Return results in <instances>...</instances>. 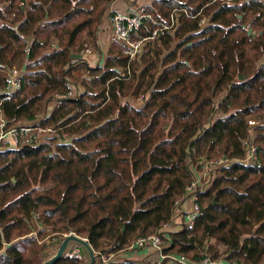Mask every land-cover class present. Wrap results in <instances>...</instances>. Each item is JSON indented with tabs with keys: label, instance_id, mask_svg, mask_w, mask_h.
Listing matches in <instances>:
<instances>
[{
	"label": "trees",
	"instance_id": "obj_1",
	"mask_svg": "<svg viewBox=\"0 0 264 264\" xmlns=\"http://www.w3.org/2000/svg\"><path fill=\"white\" fill-rule=\"evenodd\" d=\"M111 1L0 0V119L54 131L0 143V264H40L49 252L32 232L45 229L107 256L156 233L165 254L192 264H264V0H154L145 12L156 23L144 19L135 37L174 10L177 27L135 60L114 41L90 66L81 55L97 48ZM71 84L83 90L69 96ZM139 96L141 106L128 100ZM251 137L256 159L245 162ZM219 156L192 226L162 231L200 161ZM78 253L54 264H85Z\"/></svg>",
	"mask_w": 264,
	"mask_h": 264
},
{
	"label": "built area",
	"instance_id": "obj_2",
	"mask_svg": "<svg viewBox=\"0 0 264 264\" xmlns=\"http://www.w3.org/2000/svg\"><path fill=\"white\" fill-rule=\"evenodd\" d=\"M179 11H184L185 13H187L186 10L184 9H180ZM177 17H178V11L174 10L173 13L170 15L169 23L160 24V27L155 28L152 31L151 35L149 36L135 37L136 36L135 32L142 26L144 19H150L152 22L156 23V21L152 18V16L144 11H134L130 13H113L109 17L111 37L113 41L123 45V53L127 55L129 60H135L144 51V48L152 40L157 38L159 32H163L165 30H173L177 27L178 25ZM85 52L91 54V51L89 49H86ZM8 81H9L8 90L10 92H14L20 88L19 73L16 70L10 71ZM68 94L70 96L72 94V91H70ZM138 100L144 101V98L139 97ZM29 130L30 127L28 125H22V126L6 129L4 127V120L2 118L0 119V141L2 142L9 141L12 139L13 140L15 139L14 141H17L16 140L17 135L19 134L20 131H29ZM44 130H46L47 132L52 131L49 128H44ZM255 149L256 148L250 144L249 149L247 151V156L245 157V162H253L256 159ZM224 159L220 160V162L223 164L227 161L225 159L226 161L224 162ZM207 173L208 170L204 169L203 176ZM200 177L201 176H199V178ZM199 186H200L199 182L193 179L190 182V184L187 185L186 187L185 194L186 196H189L190 200L192 201V210L187 220L189 227L192 226L195 216L200 212V208L197 203V194L198 192L202 191L204 188L197 189ZM171 224L169 223L163 224L162 228H164V231H167L166 227H169ZM69 232H73V231H69ZM68 233H63L62 236L64 237ZM160 238L161 237L155 233H151L146 236H141L134 239L131 242L129 248H136V249H142L145 247L154 248L155 250H157L159 254V260L156 261L154 264H162V260L164 259L177 262L178 264H192L183 255H177L172 253L165 254L162 251L165 245L162 244ZM94 252L100 263H106L112 257V254H109L107 256L100 251H94ZM198 264H217V263L212 262L209 258L206 257L203 260H201V262Z\"/></svg>",
	"mask_w": 264,
	"mask_h": 264
},
{
	"label": "crops",
	"instance_id": "obj_3",
	"mask_svg": "<svg viewBox=\"0 0 264 264\" xmlns=\"http://www.w3.org/2000/svg\"><path fill=\"white\" fill-rule=\"evenodd\" d=\"M154 0H113L109 3V6L104 13L101 21L99 22L98 28L96 30V42L98 44L97 48L101 53L107 54L111 45L113 44V39L110 34V22L109 17L113 13H130L134 11H145L146 8L153 3ZM84 61L90 66H94L96 62L98 64H103L105 58L103 55L94 56L92 54H84ZM79 74V73H76ZM82 87V86H81ZM83 90V87H82ZM81 90V91H82ZM79 91V92H81ZM78 93V92H77ZM28 125V124H26ZM30 127V126H29ZM30 130L34 132L38 130L37 127H30ZM29 130V131H30ZM179 207V209H178ZM177 207V213H175V219L167 230H176L180 227L182 222L188 220L189 215L192 210V202L189 199H184ZM120 259L122 264H154L159 260V254L157 250L152 247H145L142 249L128 248L121 252L112 254L111 259ZM218 262V263H217ZM217 264H230L224 259L217 261ZM97 264H103L98 262ZM162 264H178L177 262L170 261L167 259L162 260Z\"/></svg>",
	"mask_w": 264,
	"mask_h": 264
},
{
	"label": "rangeland",
	"instance_id": "obj_4",
	"mask_svg": "<svg viewBox=\"0 0 264 264\" xmlns=\"http://www.w3.org/2000/svg\"><path fill=\"white\" fill-rule=\"evenodd\" d=\"M158 27H160V25H158L156 28H158ZM154 40H152L151 42H153ZM95 42H96V40H95ZM96 45L98 46L97 42H96ZM87 48L91 51V54L94 55V56H98L99 57L100 55H103V58H106V56L108 54V52H106L107 54H103V53H101V51H99L98 49L93 48L92 46H88ZM85 51H84V54L87 55L88 53H86ZM81 57L84 58L85 56L82 54ZM97 64L98 63L96 62L93 65H97ZM13 70H15V68L9 70V73H10V71H13ZM70 87H71V91H72V94L70 96H72V97L73 96H76L77 95V92H79V91L82 90V87H81L80 84H77V85L71 84ZM139 97H141V96H139ZM128 100H130L132 103L136 104V106H141L142 103H144V101H140L138 99L137 100H134L133 98H128ZM55 102H56V100H54L51 104H49V107L51 108L55 104ZM41 118H42V115L38 116L37 120L34 121V122H38V120L41 119ZM249 123H250V125H254V124H256V121L249 120ZM30 124H32V123H30ZM28 126H31V125H28ZM4 127H5V125H4ZM34 132H32V130H30V131H20L19 134L17 135V139H16L17 141H14L15 139L14 140L12 139V140H9V141H3V142L0 141V143H2V144L3 143H6L8 146H15L16 144H23V143H32L33 142V139L42 140L43 138H45L47 136H51L54 131L50 132L52 134L48 135V132L46 130L41 129V128L38 127V130H35ZM252 134H253V132L251 133V136H252ZM250 141H251V145L255 147V145L252 142V137H251V140ZM222 159H224V157L219 156V157H211L209 159H205L204 161H202V160L200 161L201 162V165H202V170L199 171V172H197V174L194 176V180H197L199 182V184H200V186L197 189H203V188L205 189L210 184V182L212 180V178L210 176L211 171L213 170V174L215 172L216 173L218 172L217 168L219 167V165L223 164V163L220 162V160H222ZM225 161L226 160L224 159V162ZM204 169L208 170V173L203 176ZM199 176H201V177L199 178ZM186 198L190 200V197L189 196H186ZM179 204H178V206H179ZM178 209H179V207H178ZM177 210H176V213H177ZM174 219H175V217H174ZM174 219H173V221H174ZM169 228H170V226L169 227H166V230L169 229ZM47 231L48 230L45 229V231L42 234V236L38 235L34 231L32 232V234L35 235L36 239L38 240V243H45L46 248H47V250L49 252L46 256L43 257V259H45L46 257L50 256L51 254H53L56 251V249H57V247H58V245H59V243H60V241H61V239L63 237L62 234L69 232V231L68 232H63L60 235H58V233H55V234L54 233H48ZM162 231H164V228H162ZM161 242H162V240H161ZM162 244H163V242H162ZM164 245H167V243H164ZM76 248H78V247L75 246V249ZM79 256L83 258L84 262H86L87 257L84 254V251H82V253L79 254ZM237 264H245V263L240 262V263H237Z\"/></svg>",
	"mask_w": 264,
	"mask_h": 264
},
{
	"label": "water",
	"instance_id": "obj_5",
	"mask_svg": "<svg viewBox=\"0 0 264 264\" xmlns=\"http://www.w3.org/2000/svg\"><path fill=\"white\" fill-rule=\"evenodd\" d=\"M71 11H72V8L66 15H68ZM121 230L122 231L124 230V226L122 227ZM75 246L78 248L75 249ZM79 249L81 251H84V254L87 257L85 264H97L98 263L97 256L93 248L89 244L87 238H83V237L76 235L73 232H69L66 236H64L61 239L56 251L50 256L43 259L40 262V264H54L59 258L63 257L67 252L73 251V250L78 251ZM103 264H122V262L120 259L113 258Z\"/></svg>",
	"mask_w": 264,
	"mask_h": 264
}]
</instances>
